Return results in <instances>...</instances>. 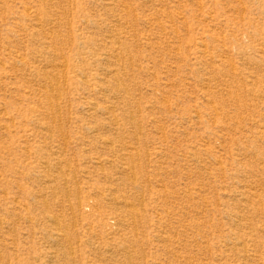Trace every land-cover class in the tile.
<instances>
[{"label": "rangeland", "instance_id": "rangeland-1", "mask_svg": "<svg viewBox=\"0 0 264 264\" xmlns=\"http://www.w3.org/2000/svg\"><path fill=\"white\" fill-rule=\"evenodd\" d=\"M57 252L264 264V0H0V264Z\"/></svg>", "mask_w": 264, "mask_h": 264}, {"label": "bare ground", "instance_id": "bare-ground-1", "mask_svg": "<svg viewBox=\"0 0 264 264\" xmlns=\"http://www.w3.org/2000/svg\"><path fill=\"white\" fill-rule=\"evenodd\" d=\"M52 1V0H51ZM29 12V11H28ZM37 16H35V18H36ZM39 25V24H38ZM118 25V24H117ZM41 29V28H40ZM50 29V28H49ZM44 31V30H43ZM114 31V30H113ZM52 34V33H51ZM118 35V34H117ZM110 37V36H109ZM48 40V39H47ZM53 41V40H52ZM117 41V40H116ZM52 47V46H51ZM117 49H118V47H117ZM115 57L117 56V55H114ZM123 56V55H122ZM118 58V57H117ZM125 58V57H124ZM106 59V58H105ZM63 61V60H62ZM106 61V60H105ZM107 63V62H106ZM62 64H64V63H62ZM60 66V65H59ZM60 68V67H59ZM63 68V67H62ZM65 70V69H64ZM110 70V69H109ZM123 70V69H122ZM63 71V70H62ZM114 71H115V69H114ZM62 73H64V71L62 72ZM110 73H113L112 75V78H115L116 77V73L115 72H113L112 70H110ZM115 73V74H114ZM63 75V74H62ZM107 75V74H106ZM111 75V74H110ZM118 75V74H117ZM52 76V75H51ZM54 76V75H53ZM65 76V75H64ZM64 76H62V77H64ZM46 77V76H45ZM54 77H57V76H54ZM106 77V76H105ZM108 77V76H107ZM119 77V76H118ZM65 78V77H64ZM63 78V79H64ZM83 78H85L84 76H83ZM46 79H47V77H46ZM59 79V78H58ZM60 79H62V78H60ZM108 79V78H107ZM116 79V78H115ZM53 80V79H52ZM38 81V80H37ZM58 80H56V81H51L50 80V82L48 83V87L49 88H51V90H52V95H50L49 96V98L51 97H53L54 99L56 98V99H58L57 98V96L59 95V93H60V90H62V89H60V86L57 84L58 82H57ZM60 81V80H59ZM65 81V80H64ZM112 81V80H111ZM101 82V81H100ZM64 83V82H63ZM116 84H117V82H116ZM107 87H102V91H107V89H106ZM125 89V91H127L126 90V88H124ZM45 90H46V87H45ZM50 90V89H49ZM47 92V91H46ZM119 92V91H118ZM121 92V91H120ZM102 93V92H101ZM57 95V96H56ZM61 95V94H60ZM60 97V96H59ZM52 98V99H53ZM53 99V100H54ZM49 100V99H48ZM49 101H51V100H49ZM55 102H56V100H54ZM51 106V105H50ZM90 106L91 107H89V108H91V109H93V110H98V109H103L105 112H107V113H112V112H110V106L111 105H103V104H100L99 102H91V104H90ZM58 107V106H57ZM87 108V107H86ZM112 110V109H111ZM117 112V111H116ZM130 115H132V114H130ZM53 119V118H52ZM116 117H115V115L114 114H112V115H109V120H111V123L112 124H110L109 123V121H108V124L109 125H114L116 122ZM54 120V119H53ZM59 123V122H58ZM138 124V123H137ZM116 125H118V124H116ZM134 126H135V124H134ZM138 126V125H137ZM90 129H92V128H94V129H96L97 127H95V126H90L89 127ZM93 129V130H94ZM115 129V128H114ZM139 129H140V125H139ZM49 131V130H48ZM95 132H98L97 130H94ZM134 137V136H133ZM64 139V138H63ZM105 139V138H104ZM106 140H110V139H106ZM105 141V140H104ZM65 142V141H64ZM108 142V144L109 145H111V141H110V143H109V141H107ZM106 143V142H105ZM126 144V143H125ZM130 144V143H129ZM108 145V146H109ZM118 145V144H117ZM107 146V145H106ZM132 149V148H131ZM128 155H130V154H128ZM131 157V156H130ZM97 159V158H96ZM107 159V158H106ZM122 160V159H121ZM97 161H99V160H97ZM58 163V162H57ZM47 164V163H46ZM100 164V163H99ZM122 164V163H121ZM124 165V164H123ZM58 166V165H57ZM122 166V165H121ZM120 166V167H121ZM126 168H127V166H126ZM125 168V169H126ZM60 169H61V167H60ZM124 169V168H123ZM128 169V168H127ZM129 170V169H128ZM129 171H131V170H129ZM122 172V171H121ZM124 172H126L125 170H124ZM62 173V172H61ZM128 176V175H127ZM133 178V177H132ZM64 186H66V185H64ZM68 192V191H67ZM112 201V200H111ZM15 202V201H14ZM124 203V202H123ZM131 203V202H130ZM128 204V203H127ZM127 206V205H126ZM129 206V205H128ZM78 207L79 208H81L82 207V204H81V201L78 203ZM130 207V206H129ZM97 208V207H96ZM142 208V207H141ZM130 209V208H129ZM134 209V208H133ZM113 210V209H112ZM73 213V212H72ZM80 213V212H79ZM134 214V213H133ZM131 215V214H130ZM53 216V215H52ZM129 216V215H128ZM54 217V216H53ZM71 217H73V216H71ZM106 217V216H105ZM52 218V217H51ZM51 218H50V220H51ZM139 218V217H138ZM238 218V217H237ZM49 219V218H48ZM56 219V218H55ZM55 219H52V221H53V223H55V225L56 224H59L58 222L56 223V221H55ZM124 220V219H123ZM126 220H128V219H126ZM74 221V220H73ZM72 221V222H73ZM132 221V220H131ZM111 223H112V221H111ZM116 225H118V223H115ZM119 224H121V221L119 222ZM129 224H131V223H129ZM128 226H130V225H128ZM58 226H56V228H57ZM61 229V228H60ZM72 229V228H71ZM121 229V228H120ZM118 231V230H117ZM123 231V230H122ZM136 232V231H135ZM112 233V232H111ZM58 235V234H57ZM66 236V235H65ZM54 237V236H53ZM60 237V236H59ZM62 237H64V236H62ZM67 240V239H66ZM67 242V244H68V241H66ZM71 245V244H70ZM72 247V246H71ZM69 248V247H68ZM73 248V247H72ZM123 248V247H122ZM71 248H69V250L68 249H66L67 250V252H64V254L66 255L65 256V258H67V261H70V259L72 258L71 256H73L72 254L75 252L73 249L72 250H70ZM123 249H125V248H123ZM127 250V249H126ZM108 251V250H107ZM55 253V252H54ZM58 253V252H57ZM129 254V253H128ZM61 254H56L55 256H54V260L52 261V264H62V262H64L65 260V258L64 257H61L60 256ZM130 255V254H129ZM55 259H57L56 261H55ZM73 260L74 261H76L77 260V258L75 257V258H73ZM72 260V261H73ZM73 261V262H74Z\"/></svg>", "mask_w": 264, "mask_h": 264}]
</instances>
